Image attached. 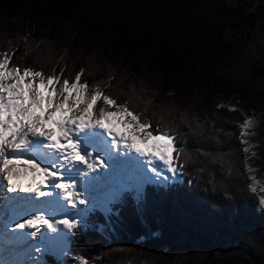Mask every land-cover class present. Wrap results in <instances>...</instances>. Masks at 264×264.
<instances>
[{"label": "trees", "instance_id": "obj_1", "mask_svg": "<svg viewBox=\"0 0 264 264\" xmlns=\"http://www.w3.org/2000/svg\"><path fill=\"white\" fill-rule=\"evenodd\" d=\"M249 6L0 0V53L14 49L13 65L45 75L63 69L70 82L83 69L81 82L99 85L153 129L172 130L181 150V180L146 184L142 201L129 192L108 214L92 212L71 232L67 263L264 264V206L248 188L252 154L241 142L245 120L264 116V86L216 69L257 25L264 8ZM221 98L237 107L215 105ZM41 264L60 263L45 255Z\"/></svg>", "mask_w": 264, "mask_h": 264}, {"label": "snow or ice", "instance_id": "obj_2", "mask_svg": "<svg viewBox=\"0 0 264 264\" xmlns=\"http://www.w3.org/2000/svg\"><path fill=\"white\" fill-rule=\"evenodd\" d=\"M12 54L14 49L0 53V179L6 181L0 191L3 232L19 233L40 245L51 239L49 233L66 239L80 226L76 217L89 210L80 209L69 219L66 209L87 205L91 194L82 197L98 180L104 182L107 203L129 192L139 202L146 182L166 181L165 173L179 174L183 165L176 162L181 150L172 130L159 124L153 129L151 120L141 121L140 114L126 104L103 95L99 85L89 93L88 82H81L83 69L73 81L64 78L61 84L63 69L60 75L54 70L45 75L32 67L21 68L12 64ZM102 96L116 112L103 108L94 112ZM116 118L124 121L128 131L115 126ZM253 126V120L246 119L241 136L251 135L247 130ZM241 142L248 145L244 152H250L253 145ZM105 160L111 162L110 173L97 171L109 167ZM84 166L88 173L81 179ZM247 171L254 170L247 167ZM250 179L252 193L264 192V184L255 176ZM259 203L264 206V195H259ZM57 215L64 218L57 220ZM0 264L9 262L0 255Z\"/></svg>", "mask_w": 264, "mask_h": 264}, {"label": "rangeland", "instance_id": "obj_3", "mask_svg": "<svg viewBox=\"0 0 264 264\" xmlns=\"http://www.w3.org/2000/svg\"><path fill=\"white\" fill-rule=\"evenodd\" d=\"M230 4H245L247 8L252 9L250 7V3L252 5H258V7L264 8V0L262 2H257V0H228ZM244 43L243 44H236L234 42L232 48V54L230 59L226 61V63L219 64L216 66V69L221 74H228L234 78L242 79V80H250V79H259L262 86H264V11L262 15L258 18L257 25L254 28H249L242 32ZM232 38V36H231ZM234 41V40H232ZM105 66H107L105 64ZM112 67V66H111ZM93 77V75L91 76ZM63 77L60 76V83L63 82ZM116 80V78H115ZM59 87V85H57ZM95 88L94 84H89V93ZM102 91V90H101ZM103 93V91H102ZM103 95H105L103 93ZM97 104L99 108H103L106 111L116 112L117 108L113 105H109L104 99L103 96L98 100ZM215 105L220 106L224 105L229 108L237 107V102L234 99L228 98H221L215 99ZM130 120V117L126 118ZM254 126L249 130L251 135L246 136V140L249 141L253 147L251 148L250 152H254L255 156L251 155L250 158L247 160V166L251 167L254 171L251 172V176H255L261 184H264V116L258 117L257 119L253 120ZM115 126L120 127L124 131H128L125 127L124 121L120 120L119 118L115 119ZM246 147L248 145L246 144ZM124 150L121 149V153ZM123 155V154H122ZM108 165H110V161H106ZM177 163V162H176ZM178 166V164H177ZM88 173V169H87ZM165 176L168 179L165 181L164 179H157L150 182H146V184L152 185H166L168 183L179 181L180 178V171L179 174L175 177L172 176L170 173H165ZM97 183V182H96ZM102 191L97 193L96 196H92L89 199L87 205H81V209H85L86 207L89 209L83 213V217H76L77 219H81V223L86 221L88 217V212L91 211L93 208H100L101 212L104 214H108L111 211V207L117 201H112L111 203L106 202V191L104 184L102 185ZM258 195H264V192H259ZM124 196V195H123ZM71 213V211H70ZM73 214V213H72ZM69 216L68 218H73V215ZM71 237V232L67 235L66 239L58 240L59 249H55V247H50L48 242L44 245H41V251L36 252L35 250L30 252V244L27 242H22L21 249L17 251L13 255V260L8 258H4V260H8L9 264H38V262L42 259L44 254H51L55 256L59 260L61 264H74V263H67L66 254L69 252V245L68 239ZM34 240V239H33ZM25 247V248H24ZM29 252L28 255L23 256ZM6 260V261H7Z\"/></svg>", "mask_w": 264, "mask_h": 264}, {"label": "bare ground", "instance_id": "obj_4", "mask_svg": "<svg viewBox=\"0 0 264 264\" xmlns=\"http://www.w3.org/2000/svg\"><path fill=\"white\" fill-rule=\"evenodd\" d=\"M99 109V105L96 104V106H94V112ZM90 151H92V149H90ZM113 151H116L115 148H113ZM124 152V151H123ZM122 152V154H123ZM131 156H135V153H130ZM123 158V155H122ZM94 159V158H93ZM107 160H105V163ZM97 163H99V161H97ZM109 164V163H108ZM87 169L86 166L83 167V172L84 170ZM98 172H104V173H110L111 172V162L108 168H104V169H98ZM82 172L81 175V179H86L84 174ZM90 175H96V173H91ZM6 183V181H3L2 179H0V191H2V186ZM104 184L103 180H98L97 183L93 186H91L87 192L84 193V197H88V194L90 193L91 196H96L97 193L102 191V185ZM80 188H77V191H80ZM81 209V205H78V208H71L70 206H68V210L69 213L71 211V213H75L78 210ZM64 218L63 216L57 215L56 219H62ZM49 236L51 237L50 240L46 241L45 244L48 242V245L51 247H55V249H59V244H58V240H60L55 233H49ZM27 242L28 244H30V252L33 251L35 249V247H40L41 245L39 244L38 241H36L35 239H29L26 238L24 236H21L19 233L17 234H13L11 231L9 232H3L2 229H0V255H2L4 258H8L10 260H13V254H15L17 251H19L21 249V244L22 242ZM29 252H27L26 254H24L23 256L28 255ZM7 260V259H6ZM8 261V260H7Z\"/></svg>", "mask_w": 264, "mask_h": 264}]
</instances>
